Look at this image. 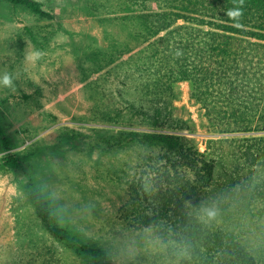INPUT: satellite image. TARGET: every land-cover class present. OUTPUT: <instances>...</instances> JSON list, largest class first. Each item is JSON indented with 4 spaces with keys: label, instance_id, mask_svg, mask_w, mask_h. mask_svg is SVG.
Segmentation results:
<instances>
[{
    "label": "rangeland",
    "instance_id": "rangeland-1",
    "mask_svg": "<svg viewBox=\"0 0 264 264\" xmlns=\"http://www.w3.org/2000/svg\"><path fill=\"white\" fill-rule=\"evenodd\" d=\"M37 1L52 17L0 0V77L4 73L13 77V87L0 84V126L30 174L23 177L7 167L0 145V264H179L149 230L130 225L133 199L145 191L152 193L162 182L168 154L176 158L175 150L142 137L187 136L206 157L230 166L241 144L264 136V130L231 132L215 126L225 121L223 114L192 99L189 82L170 90L169 123L158 127L148 123L159 104L143 94L142 80L127 63L167 31L107 65L122 49L118 42L133 44L129 32L133 24L122 30L116 22L130 15L125 10L136 6L146 15L173 14L180 8L175 4ZM181 25L226 34L184 20L173 27ZM35 52L40 56L30 58ZM132 105L145 106L151 116L133 115ZM130 132L139 133L141 139H128ZM39 190L48 201L52 222L67 230L65 239L55 237L40 218ZM252 192L245 191L240 201L247 202ZM192 205L196 209L197 202ZM255 205L232 218L215 215L213 221L237 227L239 239L258 264H264V199ZM197 212L208 216L209 211ZM83 246L102 249L105 260L86 253Z\"/></svg>",
    "mask_w": 264,
    "mask_h": 264
},
{
    "label": "trees",
    "instance_id": "trees-1",
    "mask_svg": "<svg viewBox=\"0 0 264 264\" xmlns=\"http://www.w3.org/2000/svg\"><path fill=\"white\" fill-rule=\"evenodd\" d=\"M9 1L42 17H52L37 0ZM164 1L175 4L179 10L173 14L146 15L132 6L124 11L130 15L116 21L118 29L122 30L128 28V23L133 24L129 29L133 44L118 42L117 46L122 49L115 53L117 56L108 59L107 65L118 60L124 51L143 46L167 31L140 49L127 63L130 72L142 80L143 94L149 99L153 97L150 102L164 103L154 108L153 117L145 106L132 105L133 115L150 117L148 123L157 127L169 123L172 119L168 109L172 104L170 90L173 93L175 85L189 82L192 99L202 102L217 115L223 114L225 121L215 126L231 132L264 130V44L235 35L264 41V0ZM236 9L242 15L230 16L229 13ZM179 20L209 26L226 34L191 25L173 27ZM130 133V140L142 137L137 132ZM142 138L175 150L176 158L168 154V167L160 174L162 182L152 193L145 191L133 199L130 225L137 230H149L179 264H258L239 239L237 227L230 229L213 221L214 217L197 211L201 208L214 210L216 215L232 218L235 212L254 209L255 202L261 203L264 199V153H260L264 152V136L253 138V142L247 139L241 144L240 153L230 166L206 157L187 136L148 133ZM11 144L0 126L4 164L18 175L29 178L24 159L11 150ZM250 189L252 196L247 202H241L240 198L245 191L251 192ZM193 202H197V210ZM37 205L39 216L51 233L65 239L67 230L52 222L48 201L40 190ZM82 249L102 262L105 260L106 254L100 248L83 246Z\"/></svg>",
    "mask_w": 264,
    "mask_h": 264
},
{
    "label": "clouds",
    "instance_id": "clouds-1",
    "mask_svg": "<svg viewBox=\"0 0 264 264\" xmlns=\"http://www.w3.org/2000/svg\"><path fill=\"white\" fill-rule=\"evenodd\" d=\"M229 15L232 17H239L242 15V12L239 9H236L235 11H231ZM39 56H40L39 52L30 54V58L39 57ZM0 84H3L4 86H7V87H13L12 75L10 73H4L3 76L0 77ZM215 215H216V212L214 210H210L208 212V216L210 218L215 217Z\"/></svg>",
    "mask_w": 264,
    "mask_h": 264
}]
</instances>
